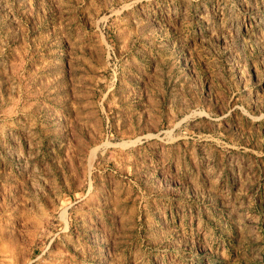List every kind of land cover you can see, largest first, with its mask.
Here are the masks:
<instances>
[{"label": "rangeland", "instance_id": "obj_1", "mask_svg": "<svg viewBox=\"0 0 264 264\" xmlns=\"http://www.w3.org/2000/svg\"><path fill=\"white\" fill-rule=\"evenodd\" d=\"M0 264H264V0H0Z\"/></svg>", "mask_w": 264, "mask_h": 264}]
</instances>
